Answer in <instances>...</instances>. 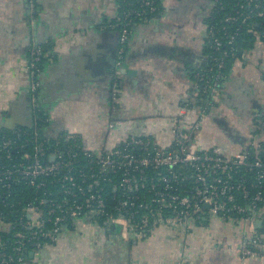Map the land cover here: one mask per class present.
I'll return each instance as SVG.
<instances>
[{
  "label": "crops",
  "instance_id": "1",
  "mask_svg": "<svg viewBox=\"0 0 264 264\" xmlns=\"http://www.w3.org/2000/svg\"><path fill=\"white\" fill-rule=\"evenodd\" d=\"M121 0H0V132H26L39 118L45 138L72 136L81 148L110 150L130 135L170 146L174 123L184 130L206 103L194 74L209 60L212 0H158V12L132 25L117 65ZM44 62L36 77L29 50ZM38 87L32 89L33 82ZM213 92L195 134L199 149L228 154L250 141L264 144V46L236 54ZM259 221V220H257ZM256 221V222H257ZM238 252L247 226L211 220L179 238L164 230L136 246L78 220L23 264H264Z\"/></svg>",
  "mask_w": 264,
  "mask_h": 264
},
{
  "label": "built area",
  "instance_id": "2",
  "mask_svg": "<svg viewBox=\"0 0 264 264\" xmlns=\"http://www.w3.org/2000/svg\"><path fill=\"white\" fill-rule=\"evenodd\" d=\"M145 5L155 11L149 1ZM128 35L129 30L123 27L118 66ZM214 43L217 49L221 46L217 40ZM29 54L34 77L40 69L42 49L32 46ZM225 56L227 51L216 60L219 70L224 68ZM222 77V72H217L216 82ZM36 87L38 82L34 81L31 90ZM194 89L200 92L199 79ZM210 107V100H206L184 130L173 123L167 148L159 147L149 135H130L110 150L81 148L72 136L57 138L51 144L41 137L44 122L39 118L30 130L32 154H23L16 166L0 172L4 176L1 180H25L35 190H42L47 182L55 183L61 199L30 201L21 211L28 218L25 222L11 223L0 214V231L17 226L22 229L16 230L10 241L0 238V264H23L26 251L34 253L54 244L60 228L74 230L78 220L96 225L100 220L99 228L108 234L110 227L116 226L120 232L111 238L127 241L130 246L160 230L184 238L211 220L231 222L237 228L247 226L250 232L241 238L239 254L258 256L261 236L254 223L264 221V148L250 141L235 154L218 146L199 149L195 134ZM256 121L264 126V119ZM20 143L10 138L1 140L0 151L20 148ZM43 204L50 205L42 209ZM7 247L11 252H5Z\"/></svg>",
  "mask_w": 264,
  "mask_h": 264
},
{
  "label": "trees",
  "instance_id": "3",
  "mask_svg": "<svg viewBox=\"0 0 264 264\" xmlns=\"http://www.w3.org/2000/svg\"><path fill=\"white\" fill-rule=\"evenodd\" d=\"M149 1L154 6L155 11L151 12L149 6L145 5V2ZM214 7L211 14L207 19L208 27V41H209V60L208 64L194 74L196 79H199L200 92H198V98L202 97L204 100H210L212 97V89L218 90L220 88V82L226 77L227 69L231 60L236 54L245 49H251L257 38L262 42L264 46V0H212ZM158 0H121L119 6V17L116 21V26L119 29V33L123 27H126L131 31L132 25L141 22L142 20L153 17L158 12ZM235 17V20H230ZM120 36V34H119ZM129 36V35H128ZM229 39L231 43L228 44ZM214 40L221 43L219 48H215ZM127 41L124 42V48ZM227 51V56L224 57V68L219 70L217 68V62L221 57V54ZM42 53H44L42 49ZM30 59V54H28ZM123 59V58H122ZM44 62V54L40 60L39 67ZM221 71L223 74L222 80L216 82L215 76L217 72ZM36 77V75L34 76ZM207 87L205 91L202 89ZM31 131H28L25 135H16L9 131L0 132V141L10 138L13 140H19L20 148H13L9 151H0V172L4 169L11 168L21 160V156L25 153L32 154V142ZM41 137L46 139L41 132ZM27 138L26 141H20ZM49 143L53 144L54 140H49ZM73 142L77 144V139ZM264 148V144H262ZM3 175H0V214L6 216V220L11 223L20 221H28L25 215L21 214V211L30 201H38L41 197H47L51 200L61 199V195L57 194L55 183H46L45 188L42 190H35L29 186L25 180H1ZM51 195H48V193ZM50 204H43L42 209L47 208ZM97 225L101 224V221H96ZM67 228L66 226H64ZM64 227L60 228V235L64 232ZM22 230L21 226L11 227L9 230L4 229L0 231V238L5 241L12 240V234L16 230ZM120 229L116 226H111L109 229L110 235H117ZM56 243V242H55ZM54 243V244H55ZM52 245V244H51ZM130 245V243H129ZM45 247V246H43ZM5 252H11L10 248H5ZM29 261V251L25 252V262Z\"/></svg>",
  "mask_w": 264,
  "mask_h": 264
},
{
  "label": "water",
  "instance_id": "4",
  "mask_svg": "<svg viewBox=\"0 0 264 264\" xmlns=\"http://www.w3.org/2000/svg\"><path fill=\"white\" fill-rule=\"evenodd\" d=\"M259 224H260V221L255 222V225H259ZM32 255H33V253L30 252V253H29V256H32Z\"/></svg>",
  "mask_w": 264,
  "mask_h": 264
},
{
  "label": "rangeland",
  "instance_id": "5",
  "mask_svg": "<svg viewBox=\"0 0 264 264\" xmlns=\"http://www.w3.org/2000/svg\"><path fill=\"white\" fill-rule=\"evenodd\" d=\"M215 92H217V91H215Z\"/></svg>",
  "mask_w": 264,
  "mask_h": 264
}]
</instances>
